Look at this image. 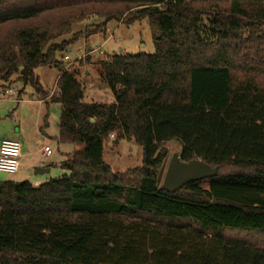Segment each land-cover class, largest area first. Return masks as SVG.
Here are the masks:
<instances>
[{
  "label": "trees",
  "instance_id": "obj_1",
  "mask_svg": "<svg viewBox=\"0 0 264 264\" xmlns=\"http://www.w3.org/2000/svg\"><path fill=\"white\" fill-rule=\"evenodd\" d=\"M112 21H146L155 52L103 61L115 101L88 102L83 62L63 60ZM40 67L78 149L58 178L0 180V264H264V0H0V89L46 100ZM123 139L143 160L116 172ZM172 140L217 175L164 189Z\"/></svg>",
  "mask_w": 264,
  "mask_h": 264
},
{
  "label": "rangeland",
  "instance_id": "obj_2",
  "mask_svg": "<svg viewBox=\"0 0 264 264\" xmlns=\"http://www.w3.org/2000/svg\"><path fill=\"white\" fill-rule=\"evenodd\" d=\"M86 23H80L75 26V31L84 30ZM82 38L71 50L67 53L66 56L69 57V60L66 62L71 63L74 67L78 66V62L82 61V75L81 80L84 84L85 89V101H95L102 103H113L115 101V96L112 92L109 84L104 81L101 77L100 66L101 63L109 58L113 54L128 52L131 54L139 53H154L155 45L153 42L152 33L150 27L146 21L137 22L131 26H126L124 24L112 21L109 24L108 32L106 35L97 34L89 39L83 40ZM86 50H93L92 53H86ZM88 52V51H87ZM47 77H44L47 82H54V76L57 74L56 69L51 70ZM19 86L17 84L13 85ZM27 94L32 93L33 89L31 87L26 88ZM1 98V96H0ZM5 105V104H0ZM4 113V110H0V115ZM59 115H51V119L57 120ZM51 120V122H52ZM11 117L3 115L0 118V134L4 133L6 127L10 125ZM116 136V135H115ZM111 141L115 140L110 137ZM64 149H69L67 151L70 154L75 150L77 144L67 143L63 145ZM165 147L169 151L168 162L164 167L162 174V183L166 174V170L169 164V161L172 155L175 152L181 150V146L178 141L172 140L165 143ZM61 152L63 151L61 145ZM57 155L60 152L56 151ZM57 155H54L55 158ZM106 161L112 166L113 170L116 172H125L128 169L140 166L143 160L142 148L135 143L134 141H128L126 139L121 140L120 145L114 148L111 143L106 149ZM48 160H50L48 158ZM47 164V163H45ZM27 171L24 165L19 172L15 174H8L0 172V179L2 180H13L17 181L18 178H21L24 172ZM61 171V172H60ZM33 176H35V170H33ZM64 173V170H58L54 167L51 172L45 175H39V177H44L48 180L51 178H58ZM24 181V180H23Z\"/></svg>",
  "mask_w": 264,
  "mask_h": 264
},
{
  "label": "crops",
  "instance_id": "obj_3",
  "mask_svg": "<svg viewBox=\"0 0 264 264\" xmlns=\"http://www.w3.org/2000/svg\"><path fill=\"white\" fill-rule=\"evenodd\" d=\"M92 51L93 50H86V53L90 54ZM53 69L54 68L51 67H40L35 70L44 89L50 92L46 100L39 99L34 90L32 93L27 94L25 89L20 95L21 86H12L17 89V96L8 95L4 98H0V104H5L0 105V110H4L0 118H2L3 115L11 117V121H9L10 125L5 128L3 134H0V146L2 140L5 138L18 140L22 144L23 156L20 170L22 165H24L27 171H25L22 177L18 178L17 181L29 180L36 185L47 181L44 177H39L40 174H36V168H50V172L54 167L61 170L60 163L70 154V152L67 151L69 149H64L65 147L63 145L66 144L60 143L58 140L60 133L59 118L61 104L51 100L59 89V72L56 70L57 74L54 76L53 83L51 81L47 82L44 78L49 76L50 74L48 73ZM1 93L2 90L0 89V96ZM53 112L56 116L57 114L59 115L57 120H55V118L53 120L51 119ZM46 145L52 148V153L50 155L44 153L43 148ZM61 145L64 152L60 151ZM76 149H78V145L75 146V150ZM56 151L60 152L59 155H57ZM54 155L57 156L53 158ZM48 158L50 160H48ZM33 170H35V176H33Z\"/></svg>",
  "mask_w": 264,
  "mask_h": 264
},
{
  "label": "water",
  "instance_id": "obj_4",
  "mask_svg": "<svg viewBox=\"0 0 264 264\" xmlns=\"http://www.w3.org/2000/svg\"><path fill=\"white\" fill-rule=\"evenodd\" d=\"M49 172L50 168H36V174L42 175ZM217 173V168L212 167L203 160L184 161L180 153L175 152L169 161L162 186L168 192H176L188 182L214 177Z\"/></svg>",
  "mask_w": 264,
  "mask_h": 264
},
{
  "label": "built area",
  "instance_id": "obj_5",
  "mask_svg": "<svg viewBox=\"0 0 264 264\" xmlns=\"http://www.w3.org/2000/svg\"><path fill=\"white\" fill-rule=\"evenodd\" d=\"M69 60L66 56L63 61ZM71 63L68 62V66ZM8 95H18V91L14 87L2 90L1 97H6ZM111 138L115 135L111 134ZM44 153L50 155L52 153V148L49 145L44 146ZM22 144L20 141L10 138H5L1 142L0 146V171L8 174H15L20 170L21 160H22Z\"/></svg>",
  "mask_w": 264,
  "mask_h": 264
}]
</instances>
